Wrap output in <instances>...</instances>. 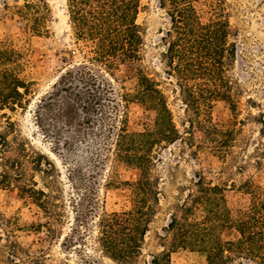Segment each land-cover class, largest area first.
I'll return each mask as SVG.
<instances>
[{
  "label": "trees",
  "instance_id": "16d2710c",
  "mask_svg": "<svg viewBox=\"0 0 264 264\" xmlns=\"http://www.w3.org/2000/svg\"><path fill=\"white\" fill-rule=\"evenodd\" d=\"M159 5L169 20L161 39L164 74L190 114V125L204 131L214 154L225 158L234 140L233 131L214 125L210 111L215 101L235 108L240 93L229 76L237 46L227 19L226 1L160 0ZM23 7L30 17V32L46 34L51 17L46 0H27ZM139 12L140 0H67L69 24L82 61L63 72L37 111L43 130L52 113L66 126L81 110L84 117L77 124L80 129L90 130L94 122L101 126L95 129L99 136L94 137L98 138L94 142L97 153H93L98 163L104 167L112 156L114 166L120 164L138 172L134 182L109 183L115 189L128 187L130 207L97 217L101 251L115 264H136L141 256L160 201V179L154 175L160 151L180 139L159 81L139 69L134 92L120 93L101 73L103 69L111 75L120 65L141 61L144 34L137 23ZM25 65L20 50L0 43V117L6 119L4 128L0 124V187L16 185L23 197L54 219L53 196L38 189L29 174L40 172L52 178L55 166L15 135V124L3 113L24 108L27 103L25 97L33 83L20 77ZM109 96L116 97L119 108L124 107L122 102L142 105L154 114L152 125L129 132L125 111L118 115L115 106L109 110L102 105ZM74 171L80 173L79 168ZM74 177L75 173L68 177L72 184ZM194 178L192 188L184 191L185 197L172 209L164 229L168 248L153 256L151 264H170L171 253L177 250L197 253L205 264H233L237 260L264 264V187L249 181L241 186L249 203L234 218L226 204V189L198 173ZM54 183L48 181L45 188H55ZM226 230L235 232L230 241L222 238Z\"/></svg>",
  "mask_w": 264,
  "mask_h": 264
},
{
  "label": "rangeland",
  "instance_id": "374dc122",
  "mask_svg": "<svg viewBox=\"0 0 264 264\" xmlns=\"http://www.w3.org/2000/svg\"><path fill=\"white\" fill-rule=\"evenodd\" d=\"M26 1L0 0V43L24 54L26 65L20 77L33 83L24 108L3 113L15 124V135L55 166L52 178L40 172L29 174L38 189L53 196L55 216L49 218L23 197L16 185L0 187V264H115L101 251L97 217L130 207L128 187L115 189L109 183L134 182L139 174L120 164L114 166L112 156H108L104 167L98 163L99 158L93 154L97 153L94 142L98 138L94 137L99 136L95 129L101 126L94 122L90 130L80 129L77 124L84 117L81 110L66 126L63 119L52 113L43 130L39 127L40 101L52 91L63 72L82 58L69 24L67 0H46L51 17L47 33L39 36L29 30L30 17L23 7ZM225 1L237 46L229 76L240 93L235 108L227 102L215 101L210 115L214 125L233 131L234 140L227 157H217L204 131L190 125V114L164 74L161 39L169 28V20L160 8V0H140L137 23L144 34L141 61L120 65L111 75L101 69L120 93L134 92L139 69L159 81L180 134L177 142L160 151V161L154 170L160 179V201L136 264H151L153 256L168 248L164 229L172 209L185 197L184 191L192 188L195 173L226 189V204L234 218L249 203V196L241 186L249 181L264 187V4L261 0ZM102 105L109 110L115 106L118 115L125 111L129 132L152 125L154 114L139 103L122 102L124 107L119 108L116 97L109 96ZM5 121L0 117L3 128ZM77 168L80 173L72 172ZM2 170L0 155V173ZM72 173L75 184L68 180ZM48 181L55 182V188L46 189ZM234 236L233 230H226L222 238L230 241ZM205 263L201 255L188 250H177L170 257V264ZM233 264L255 263L237 260Z\"/></svg>",
  "mask_w": 264,
  "mask_h": 264
}]
</instances>
